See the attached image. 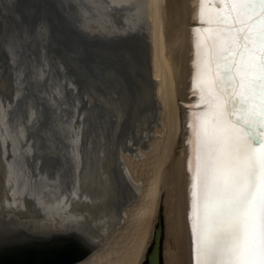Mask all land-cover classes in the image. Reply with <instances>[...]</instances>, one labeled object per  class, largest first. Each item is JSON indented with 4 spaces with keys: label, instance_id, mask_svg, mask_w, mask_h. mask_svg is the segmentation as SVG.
Instances as JSON below:
<instances>
[{
    "label": "water",
    "instance_id": "95a60500",
    "mask_svg": "<svg viewBox=\"0 0 264 264\" xmlns=\"http://www.w3.org/2000/svg\"><path fill=\"white\" fill-rule=\"evenodd\" d=\"M90 1L0 0V264H71L98 244L81 218L74 143L107 141L116 152L135 103L130 55L89 23L92 10L101 15ZM158 227L148 264L161 260L160 213Z\"/></svg>",
    "mask_w": 264,
    "mask_h": 264
},
{
    "label": "bare ground",
    "instance_id": "6f19581e",
    "mask_svg": "<svg viewBox=\"0 0 264 264\" xmlns=\"http://www.w3.org/2000/svg\"><path fill=\"white\" fill-rule=\"evenodd\" d=\"M91 2L101 15L96 16L92 10L89 23L103 35L116 39L117 53L128 40L132 46L143 47L137 53L144 68L134 70L137 92L133 101L134 114L146 129L137 127L141 141L135 153L128 143L131 136L120 130L116 135L117 153L107 141L105 147L99 140L74 143L75 173L87 204L85 212L78 215L88 225L91 238L99 241L83 259L71 264H148L157 230L160 231L159 213L160 264H194L188 124L193 112L203 110L198 94L192 90V65L196 60L193 29L204 27L198 25L199 2ZM122 9L130 11L128 20ZM124 34L130 38L125 39ZM132 34H136V40ZM131 64L130 57L127 65ZM116 74L123 76L122 70ZM120 106L118 103L112 109L114 116L123 114ZM152 122L156 124L150 127ZM141 132L147 138L142 139ZM4 171L0 166V195L7 187ZM46 226L50 228L53 223L49 221Z\"/></svg>",
    "mask_w": 264,
    "mask_h": 264
},
{
    "label": "snow or ice",
    "instance_id": "6c2138e0",
    "mask_svg": "<svg viewBox=\"0 0 264 264\" xmlns=\"http://www.w3.org/2000/svg\"><path fill=\"white\" fill-rule=\"evenodd\" d=\"M198 2L204 27L193 29L192 90L203 110L188 124L193 262L264 264V0Z\"/></svg>",
    "mask_w": 264,
    "mask_h": 264
},
{
    "label": "rangeland",
    "instance_id": "374dc122",
    "mask_svg": "<svg viewBox=\"0 0 264 264\" xmlns=\"http://www.w3.org/2000/svg\"><path fill=\"white\" fill-rule=\"evenodd\" d=\"M122 12L125 14L126 20H128L127 16H128V14H130V11L127 10V9H122ZM112 28H114V27H112ZM108 31H109V29H108ZM124 37H125V34H124ZM126 37L127 38H130L129 35H126ZM126 37H125V39H126ZM132 38L134 40H136L137 39L136 34H132ZM128 41L127 42H123L121 44L120 50H119L118 53H119L120 57H122V58H124V56L125 57H128V55H126V52L131 57H135L136 58L138 56L137 53H138L139 49H143V47L142 46H139L138 44H136L137 46L136 45L135 46H132V45H130L131 43H129ZM135 43H136V41H135ZM128 58L130 59V57H128ZM128 58H126V59H128ZM134 70H136L135 64L134 65L131 64L129 71H130V74L133 75V78H135V76H136V74L134 73L135 72ZM134 83H135V81H134ZM130 91H131L130 93H131L132 100H134V97L136 96L137 88L135 86H133V87L130 88ZM134 113L135 112L129 111L128 113H126L123 116V120H122L123 127H124L125 131L131 136V139L128 140V143L130 144V148H131V150H132L133 153H135L137 151V149L139 147L138 144L141 141V139L138 138L139 130H137V127L139 129L142 128L143 130L146 129L145 126L138 121V117ZM155 113H156V111H155ZM157 119L155 118V122L157 121ZM155 122H152L150 124L151 125L150 127H153V124H156ZM140 124H142V125L140 126ZM147 126H148L147 128H150L149 125H147ZM134 135H136V136H134ZM142 135H143V138L142 139L147 138V137H144L145 136L144 133H142ZM140 144H142V143H140Z\"/></svg>",
    "mask_w": 264,
    "mask_h": 264
}]
</instances>
